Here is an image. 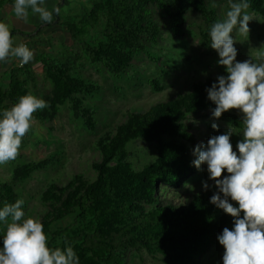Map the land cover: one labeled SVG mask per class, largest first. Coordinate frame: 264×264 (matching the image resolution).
I'll use <instances>...</instances> for the list:
<instances>
[{
    "label": "trees",
    "instance_id": "trees-1",
    "mask_svg": "<svg viewBox=\"0 0 264 264\" xmlns=\"http://www.w3.org/2000/svg\"><path fill=\"white\" fill-rule=\"evenodd\" d=\"M248 3L251 11L264 18L263 0H248ZM153 4L168 17L174 34L181 32L186 10L192 8L204 21L201 44L212 50L209 31L219 19L207 7L206 0H93L79 17L56 21L65 27L70 40L66 45L70 51L69 63L47 52L34 56L52 87L44 99L48 107L33 117L48 121L61 105L69 102L72 115L89 131L94 130V110L83 104V96L97 91L99 86L75 75L74 69L85 62L100 64L115 76L125 73L133 57L143 51L144 41L157 42L159 28L152 20L150 9ZM57 16L54 14V18ZM100 23L102 28L97 31ZM36 31L38 34L40 30ZM147 55L154 59L151 53ZM29 69V64L10 69L7 86L0 88V118L4 109L29 93L24 78L25 70ZM219 76L198 80L187 91L159 101L145 111L130 112L113 133L96 141L99 159L91 162L93 180L75 173L64 185L46 186L40 199L49 203L50 210L40 221L50 247L63 249L70 244L79 264H125L126 249L138 246L158 255L163 264L199 263V257L215 245L222 228L233 226L234 218L210 202L218 188L212 184L200 189L183 203L162 202L161 192L166 187L178 186L193 172L187 144L195 137L184 121L205 110L213 112L216 105L208 98L207 89L218 83ZM149 83L158 91L162 89L155 79ZM211 116L230 127H243V117L232 110L219 118ZM137 139L155 147V158L141 168L134 167L126 149L127 142ZM49 162L48 158L28 161L16 166L9 178L0 176V208L17 200L13 184L28 180L34 171L43 169ZM220 195L223 198V193ZM229 202L238 207L230 198ZM66 219L67 223L55 227L56 222Z\"/></svg>",
    "mask_w": 264,
    "mask_h": 264
},
{
    "label": "rangeland",
    "instance_id": "rangeland-1",
    "mask_svg": "<svg viewBox=\"0 0 264 264\" xmlns=\"http://www.w3.org/2000/svg\"><path fill=\"white\" fill-rule=\"evenodd\" d=\"M78 1H73L70 7L76 8L79 5ZM232 2L238 1L232 0ZM213 4L215 7L212 6ZM206 5L216 12L219 21L225 18L226 12L229 10L228 0H206ZM150 9L152 20L159 28L157 42L144 41L143 51L133 57L132 63L125 73L115 76L100 64L85 62L78 69H74L75 75L84 80L95 82L99 86L97 91L83 96V104L94 110L95 129L89 131L79 118L72 115L69 102H66L48 121H38L33 117L32 128L22 140L19 156L14 161L0 165V176L9 178L16 166L42 158L50 159L46 167L34 171L28 180L13 184L17 199L25 201L22 205L25 217L32 216L40 220L50 210L49 203L42 202L40 199L41 193L48 184L64 185L75 173H81L86 178L93 180L95 172L91 168V162L99 159V151L95 146L96 141L105 134L113 133L116 125L124 122L130 112L145 111L159 101H167L180 92L187 91L190 85L198 80L209 76L228 75L226 67L218 63L220 57L217 51L215 49L208 50L201 44L200 32L204 28V21L197 12L188 7L181 32L174 34L170 30L168 17L154 4L150 5ZM63 11L64 8L58 14L60 21L65 19ZM248 11L255 15L249 21L248 37L240 36L236 31L231 34L235 40L234 46L238 50L236 60L239 62L255 57L259 51H264V18L257 12L250 9ZM73 13L71 12L69 19L74 18ZM35 16L32 15L31 18ZM101 28L102 23L97 31H100ZM65 35L64 32L60 37H52L50 40L48 39L49 41L43 37L40 40V45L44 47V51L46 50L62 62L69 63L70 51L66 45L70 43V40ZM23 38L22 35L17 34L13 40L20 41ZM56 39L59 40L58 43L55 42ZM26 44L28 47H36V44ZM147 52L151 53L154 59L149 57ZM0 66V88L7 86L10 68L24 67V65H19L18 59L14 64L12 59L0 61ZM29 67L30 69L25 70L24 75L29 93L44 100L51 93V83L45 77L41 65L34 62L29 64ZM151 79H155L161 84L160 91L149 83ZM231 110L243 117L240 110ZM211 114V111L205 110L190 115L184 121L195 137L192 143L187 144L193 172L178 186L166 187V190L161 192L162 202H187L194 192L204 189V183L209 186L215 184L214 180L209 179L206 164H202L199 169L193 164L197 158L194 155V149L199 144L206 145L212 136L225 134L233 127L212 118ZM213 123L218 125L217 129L212 128ZM242 128H234L237 132H233L230 137L233 150L237 151V154L239 153L236 145L243 139ZM126 149L130 154L129 160L135 168H141L145 163L155 158L154 144L141 139L127 142ZM222 175L229 174L224 170ZM68 221L66 219L63 222H56L54 225L57 227ZM225 227L232 229L233 226L228 225L223 228ZM223 228L219 234L222 233ZM4 231L5 225L0 222V240H3ZM223 253L224 248L217 239L215 245L199 257L198 264H223ZM125 264L163 263L158 255L138 246L126 249Z\"/></svg>",
    "mask_w": 264,
    "mask_h": 264
},
{
    "label": "clouds",
    "instance_id": "clouds-1",
    "mask_svg": "<svg viewBox=\"0 0 264 264\" xmlns=\"http://www.w3.org/2000/svg\"><path fill=\"white\" fill-rule=\"evenodd\" d=\"M228 3L225 18L215 22L209 31L210 46L217 51L218 63L226 67L228 75L219 76L218 83H213L207 92L216 105L212 112L215 118L231 109L243 113V139L236 145L237 154L230 142L233 132H237L234 128L212 136L206 145L195 147L197 158L193 164L197 169L207 165L209 179L215 181L219 190L210 202L234 218L232 229L223 228L217 237L224 248L223 264H264V51L243 62L236 60L238 50L231 34L236 31L247 38L249 21L255 15L248 11V0H228ZM13 12L24 22H28L31 12L42 22L52 23L53 12L58 15L60 9L54 6L48 10L45 0H14ZM11 58L18 59L23 66L33 60L34 53L23 43L14 46L9 25L0 22V61ZM46 107L45 100L29 93L3 110L0 165L16 160L22 140L32 128L33 114ZM211 126L218 128L216 123ZM224 170L229 175H222ZM203 187L207 189L209 185L204 183ZM24 203L23 199H17L0 208V222L5 225L0 264H79V257L70 244L63 249L49 246L43 223L38 218L25 217Z\"/></svg>",
    "mask_w": 264,
    "mask_h": 264
},
{
    "label": "crops",
    "instance_id": "crops-1",
    "mask_svg": "<svg viewBox=\"0 0 264 264\" xmlns=\"http://www.w3.org/2000/svg\"><path fill=\"white\" fill-rule=\"evenodd\" d=\"M73 1L75 0H66V3H64V0H45V6L48 8V10H53L54 6L58 7L60 10L64 8L63 14L65 19L61 21L64 22L65 20H69V18L71 17V12H74L72 16L79 17L83 9H88L93 3V0H79V5L76 8H71L70 5L73 3ZM13 4L14 0H0V22H6L9 25L13 39L15 38V36H17V34L24 37L23 39H20V41L13 40L14 46L19 45L20 43H23L25 45H27L26 43H32L33 45L36 44V47H29L33 51L34 56H36L39 52H47L46 50L44 51V47L40 45L41 38L45 37L47 39L46 41H49L52 37H60L64 32L67 35L65 27L56 22L57 20H60L59 16H57V18H54L51 24H48L47 22H42L39 19L38 15L31 18L32 14L30 12L28 22H24L22 19H18L15 17L13 12ZM75 9L78 10L76 11ZM54 14L56 13L53 12V16ZM17 22H19V24H17ZM36 30H40L38 34L36 33ZM14 31H17L19 33H13ZM31 32L35 34H33L32 37H29L28 34ZM55 42L58 43L59 40L56 39ZM11 59L14 64L16 58ZM34 62L35 61L32 60L28 64H32Z\"/></svg>",
    "mask_w": 264,
    "mask_h": 264
},
{
    "label": "built area",
    "instance_id": "built-area-1",
    "mask_svg": "<svg viewBox=\"0 0 264 264\" xmlns=\"http://www.w3.org/2000/svg\"><path fill=\"white\" fill-rule=\"evenodd\" d=\"M19 65H20V63H19Z\"/></svg>",
    "mask_w": 264,
    "mask_h": 264
}]
</instances>
